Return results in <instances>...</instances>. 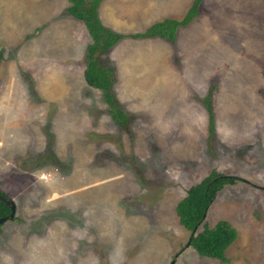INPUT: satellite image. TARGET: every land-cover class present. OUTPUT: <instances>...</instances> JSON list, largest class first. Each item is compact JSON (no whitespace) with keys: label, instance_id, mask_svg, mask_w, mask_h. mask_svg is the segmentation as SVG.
<instances>
[{"label":"rangeland","instance_id":"rangeland-1","mask_svg":"<svg viewBox=\"0 0 264 264\" xmlns=\"http://www.w3.org/2000/svg\"><path fill=\"white\" fill-rule=\"evenodd\" d=\"M192 1L102 0L97 16L133 34ZM68 5L0 0V264H264V0H201L171 42L118 40L104 56L124 128L82 78L89 37ZM211 171L238 178L203 220L234 228L224 262L174 214Z\"/></svg>","mask_w":264,"mask_h":264},{"label":"trees","instance_id":"trees-1","mask_svg":"<svg viewBox=\"0 0 264 264\" xmlns=\"http://www.w3.org/2000/svg\"><path fill=\"white\" fill-rule=\"evenodd\" d=\"M100 1L67 0L69 5L65 12L83 24L89 37V42L84 49V68L82 70V78L85 84L100 91L107 106V114L116 125L124 128L127 124L126 116L119 108L111 91L114 79L113 67L106 62L104 55L122 37L132 39L158 37L168 42L173 41L177 28L187 25L197 16V9L201 0H193L179 20L163 19L152 23L141 32L133 34H120L103 27L97 16V6ZM209 104V97L206 96L203 99V105L208 114V132L212 134L213 115ZM237 179L234 176L211 171L198 183L187 188L185 195L174 205V214L178 219V224L190 232L187 246H190L197 256L220 262L226 261L224 251L236 237L234 228L225 220H218L211 227H207L203 220L216 193L224 185H231ZM0 196L8 199L2 191H0ZM8 213V207L0 202V217L6 216ZM199 224L201 229L198 231L196 227Z\"/></svg>","mask_w":264,"mask_h":264},{"label":"water","instance_id":"water-1","mask_svg":"<svg viewBox=\"0 0 264 264\" xmlns=\"http://www.w3.org/2000/svg\"><path fill=\"white\" fill-rule=\"evenodd\" d=\"M0 202L6 205L9 209V213L6 216L0 217V225L8 219H11L14 214V203L11 199H5L0 196Z\"/></svg>","mask_w":264,"mask_h":264},{"label":"crops","instance_id":"crops-1","mask_svg":"<svg viewBox=\"0 0 264 264\" xmlns=\"http://www.w3.org/2000/svg\"><path fill=\"white\" fill-rule=\"evenodd\" d=\"M101 2H102V0H101ZM98 7V6H97ZM161 39V38H160ZM163 40V39H162ZM165 41V40H164ZM168 42V41H167ZM202 258H204V257H202Z\"/></svg>","mask_w":264,"mask_h":264}]
</instances>
